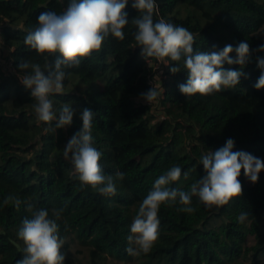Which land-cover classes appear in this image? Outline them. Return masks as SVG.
<instances>
[{
  "label": "trees",
  "instance_id": "16d2710c",
  "mask_svg": "<svg viewBox=\"0 0 264 264\" xmlns=\"http://www.w3.org/2000/svg\"><path fill=\"white\" fill-rule=\"evenodd\" d=\"M68 3L0 0V264H17L23 257L18 230L31 216L29 205L48 210L53 219L52 210H61L56 222L64 241V264H112V259L132 264H242L237 259L247 258L250 249L244 243L251 236L264 256V171L252 183L243 170L241 196L218 210H209L193 196L192 206L204 207L201 215L177 211L179 204L162 205L159 236L150 252L132 256L126 251L139 204L155 180L172 166H180L182 175L190 174L184 184L176 186L190 191L205 175L201 156L225 146L228 139L234 141L233 151H245L264 161V89L255 88L261 75L257 58L264 57V52L257 51L264 45V0H156L153 20L163 18L186 27L195 37L196 51L211 53L242 41L250 45L251 57L242 69L239 85L191 97L179 91V85L187 81L182 61L169 62L181 69L172 74L163 64L157 69L155 59L147 64L141 58L131 23L139 13L129 0L124 40L110 37L90 59L66 69L64 93L50 98L56 110L70 104L73 121L52 132L46 129L54 124L37 121L36 101L21 84L18 65L29 61L46 70L54 62L55 55L45 59L46 54H38L24 40L38 25L41 12L59 14ZM180 5L191 13L178 17L175 11ZM231 56L235 58V53ZM4 59L9 61L7 68L1 64ZM224 68L241 70L236 64L225 63ZM151 78L161 94L149 104L141 94L153 86ZM93 84L96 88L81 90L83 85ZM86 108L95 113L92 135L94 147L102 153L104 173L125 174L116 181L115 195L82 186L63 156L65 145L82 127L80 116ZM8 196L18 198L20 205H5ZM242 213H247L243 222L238 219ZM217 218L221 223L211 227ZM254 264L264 262L258 259Z\"/></svg>",
  "mask_w": 264,
  "mask_h": 264
},
{
  "label": "clouds",
  "instance_id": "9594fccd",
  "mask_svg": "<svg viewBox=\"0 0 264 264\" xmlns=\"http://www.w3.org/2000/svg\"><path fill=\"white\" fill-rule=\"evenodd\" d=\"M129 0H69L67 7L61 12L44 11L37 17L38 25L29 30L24 43L38 54L55 55L53 63L42 70L39 64L22 61L19 79L29 89L35 99L34 113L38 122L52 125L46 131L56 132L70 126L74 110L70 104L64 103L56 110L53 106V95L64 93V80L69 73L66 69L79 67L82 60L98 53L105 41L110 37L119 41L125 38V27L129 24L125 11ZM132 7L139 15L131 20L135 31L132 33L136 46L141 49L140 55L149 63L155 59L159 64L169 67L172 74L181 71L180 67L169 62H183L187 72V81L179 85V91L186 97L195 94L207 96L225 89L235 88L244 75L242 69L251 57L250 45L240 42L236 47L226 44L220 51L211 53L194 50L195 37L186 27L174 25L160 18L153 20L158 10L156 0H132ZM258 52H264L261 45ZM235 53V58L231 54ZM240 65L241 70L225 69L224 64ZM257 67L261 70L255 88L264 89V57L257 58ZM31 69V71H29ZM158 86H153L141 97L149 104L160 96ZM95 113L84 109L80 119L81 129L67 142L63 156L72 165V176L82 186H90L104 195H115L116 181L124 179V173L116 172L115 176L106 175L100 164L102 153L94 147L92 121ZM234 141L228 139L225 146L215 152L207 151L201 156L205 175L193 183L190 191L171 188L173 182L180 180V166H172L154 182L151 191L139 204L138 211L130 225L127 237L129 255L150 252L159 236L158 217L162 205L180 207L177 211L194 213L192 197L197 196L199 202L211 210H217L234 198L242 195V184L239 180L241 171L252 183L259 179L264 171V161L245 151H233ZM188 178V173H183ZM15 204L21 201L13 196L4 199V204ZM30 218H25L18 230L23 241V257L17 264H64L65 254L61 251L64 241L59 236L56 219L61 210L49 211L43 208L33 209L28 206ZM247 213L238 219L243 222Z\"/></svg>",
  "mask_w": 264,
  "mask_h": 264
},
{
  "label": "rangeland",
  "instance_id": "374dc122",
  "mask_svg": "<svg viewBox=\"0 0 264 264\" xmlns=\"http://www.w3.org/2000/svg\"><path fill=\"white\" fill-rule=\"evenodd\" d=\"M190 13H191V9L188 8L187 6H184V5L178 6L176 11H175V14L178 17H185V16H187ZM4 52H6V50ZM5 54L6 53H4L3 56H5ZM4 60H2L1 64H3L4 68H7L9 66L8 65L9 61L7 59H4ZM248 81H249V77H246V82H248ZM87 87L88 88H96V85L95 84H93V85H83L81 90L84 91V90H86ZM155 120H157L156 117H155ZM191 131H194V130H191ZM173 151H174V156H176L177 155L176 149H174ZM189 175H188L187 179H185L184 175H182V177L180 178L179 181L173 182L171 185H169V187L176 188V186L184 184V182H186L189 179ZM194 207L196 208L195 212H197L198 215H201L203 213L204 207L201 204H196ZM220 223H221V219L217 218V219L212 221L210 226L211 227H217ZM244 244H245L246 247H248L250 249L249 252H248V256H247L246 259L240 257V258L237 259V261L242 262V264H254L255 260L260 259L261 262H264V256H262V254H259V247L257 246L256 238L251 236L248 239H246ZM77 246H78V244L75 243L74 247L77 248ZM83 253H86V252L82 251V254ZM109 259L111 260L112 258H109ZM132 263L131 262H126V261H121V260L118 261L116 259H112V264H132Z\"/></svg>",
  "mask_w": 264,
  "mask_h": 264
},
{
  "label": "built area",
  "instance_id": "2783aa9c",
  "mask_svg": "<svg viewBox=\"0 0 264 264\" xmlns=\"http://www.w3.org/2000/svg\"><path fill=\"white\" fill-rule=\"evenodd\" d=\"M141 58H143V57L141 56ZM143 59H144V58H143ZM144 60H145V59H144ZM152 60H153V59H150V62H149V63H148L146 60H145V62H146L147 64H152ZM159 65H160V64L156 61V62H155V66L157 67V69L159 68V67H158ZM149 82L152 83V84H153V83L156 84L155 81L153 80V78H151ZM161 119H165V116H161Z\"/></svg>",
  "mask_w": 264,
  "mask_h": 264
}]
</instances>
